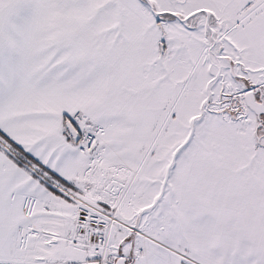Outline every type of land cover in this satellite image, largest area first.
<instances>
[{
  "label": "snow or ice",
  "instance_id": "6c2138e0",
  "mask_svg": "<svg viewBox=\"0 0 264 264\" xmlns=\"http://www.w3.org/2000/svg\"><path fill=\"white\" fill-rule=\"evenodd\" d=\"M0 264H264V0H0Z\"/></svg>",
  "mask_w": 264,
  "mask_h": 264
}]
</instances>
